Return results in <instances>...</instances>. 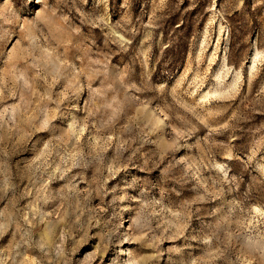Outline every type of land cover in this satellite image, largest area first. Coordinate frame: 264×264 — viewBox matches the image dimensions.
Masks as SVG:
<instances>
[{"label": "rangeland", "instance_id": "rangeland-1", "mask_svg": "<svg viewBox=\"0 0 264 264\" xmlns=\"http://www.w3.org/2000/svg\"><path fill=\"white\" fill-rule=\"evenodd\" d=\"M128 244L264 264V0H0V264Z\"/></svg>", "mask_w": 264, "mask_h": 264}, {"label": "bare ground", "instance_id": "bare-ground-1", "mask_svg": "<svg viewBox=\"0 0 264 264\" xmlns=\"http://www.w3.org/2000/svg\"><path fill=\"white\" fill-rule=\"evenodd\" d=\"M257 43V42H256ZM257 44L254 45V49H257ZM121 251V254H120ZM118 258L122 259L124 264H138L139 260L135 255L133 247L128 244L123 246L121 249L118 251Z\"/></svg>", "mask_w": 264, "mask_h": 264}]
</instances>
